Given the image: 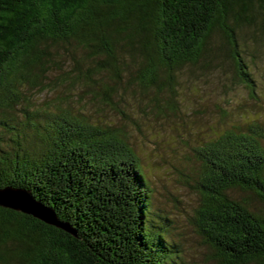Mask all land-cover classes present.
Here are the masks:
<instances>
[{"label": "trees", "instance_id": "trees-1", "mask_svg": "<svg viewBox=\"0 0 264 264\" xmlns=\"http://www.w3.org/2000/svg\"><path fill=\"white\" fill-rule=\"evenodd\" d=\"M263 45L264 0H0V189L72 229L0 205V264H186L126 126L33 93L66 83L114 109L146 96L176 110L187 69L203 79L228 62L254 94ZM244 119L197 149L196 227L220 264H264V206L235 194L264 205V121Z\"/></svg>", "mask_w": 264, "mask_h": 264}, {"label": "rangeland", "instance_id": "rangeland-1", "mask_svg": "<svg viewBox=\"0 0 264 264\" xmlns=\"http://www.w3.org/2000/svg\"><path fill=\"white\" fill-rule=\"evenodd\" d=\"M250 45L253 48V42ZM260 48L255 57L249 56L257 81L256 93H249L237 80L228 62L224 63L225 73L213 71L217 73L203 79L187 69L176 95V110L166 108L160 112L146 96L140 99L131 96L132 104L118 102L119 108L114 109L99 103L89 92H80L77 86L66 83H51L33 94L38 107L68 104L75 111L86 107L95 119H118L125 125L149 179L153 211L168 218L161 223L180 243L186 264H220L196 227V210L204 197L203 188L198 184L202 163L197 149L204 139L223 132L225 124L241 125L245 116L264 121V45ZM165 103L161 101V105ZM222 109L228 111L226 117ZM120 110L128 112L129 117ZM235 194L252 205L264 206L248 193L237 191Z\"/></svg>", "mask_w": 264, "mask_h": 264}, {"label": "water", "instance_id": "water-1", "mask_svg": "<svg viewBox=\"0 0 264 264\" xmlns=\"http://www.w3.org/2000/svg\"><path fill=\"white\" fill-rule=\"evenodd\" d=\"M0 205L32 214L47 223L72 231L69 225L58 220L55 211L52 208L39 202L31 192H28L25 189L13 187L0 189Z\"/></svg>", "mask_w": 264, "mask_h": 264}]
</instances>
